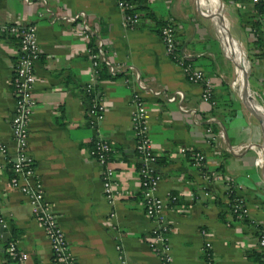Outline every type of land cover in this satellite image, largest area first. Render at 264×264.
Instances as JSON below:
<instances>
[{
	"label": "crops",
	"instance_id": "1",
	"mask_svg": "<svg viewBox=\"0 0 264 264\" xmlns=\"http://www.w3.org/2000/svg\"><path fill=\"white\" fill-rule=\"evenodd\" d=\"M135 4L139 23L126 29L115 0H0V22L36 27L40 52L28 150L69 250L79 264H158L147 245L155 223L144 212L138 176L142 160L134 149L130 121L131 99L137 91L148 110L152 148L163 160L154 166L160 176L156 195L165 202L172 264H261L248 252H261L256 235L264 226V179L253 148H241L243 143L263 139L261 125L235 119L222 47L234 63L233 88L238 97L243 93L233 57L240 54L229 46L230 39L245 47L252 60L250 83L264 107V0H135ZM218 5L235 30L232 38L226 20L218 15ZM213 7L220 29L229 37L225 45L214 24ZM168 21L175 26L179 51L212 84L215 105L202 100V85L188 82L165 53L158 30ZM18 43L17 36L0 34V143L10 157L16 149L10 75ZM99 50L102 56L96 67L89 52ZM248 71L245 61L242 75ZM88 83L93 97L106 108L101 121L88 113ZM219 132L223 137L217 136ZM97 137L112 147L114 181L128 191L111 203L102 191L101 167L90 154ZM181 147L202 152L207 172L217 171L236 182L237 197L249 207L246 221L230 214L220 217L227 202L224 181L211 179L206 183L209 192L204 191L202 173L181 154ZM0 163L4 220L0 264L9 240L28 254L27 264H54L49 241L32 216L28 199L10 184V163L1 155ZM220 167L222 172L217 170ZM172 191L180 204H171ZM117 242L125 262L118 256Z\"/></svg>",
	"mask_w": 264,
	"mask_h": 264
},
{
	"label": "built area",
	"instance_id": "2",
	"mask_svg": "<svg viewBox=\"0 0 264 264\" xmlns=\"http://www.w3.org/2000/svg\"><path fill=\"white\" fill-rule=\"evenodd\" d=\"M257 2L258 0H253ZM123 13V24L126 29L135 28L140 20L139 12L136 10L135 0H115ZM86 30L89 29L85 25ZM15 35L19 39V48L17 56L12 63L10 75V85L12 87V96L14 98V114L11 118V130L16 149L13 157L8 154L6 145L0 143V155L10 163L11 177L10 184L19 189L26 196L31 205V212L34 219L42 226L46 238L51 248L52 262L54 264H79L76 258L69 250L67 239L61 228L58 217L53 210L52 204L46 199L42 183L36 179L35 162L28 150L29 124L32 118L33 110L36 105V99L33 94V88L36 83L35 63L40 49L37 40L36 27L32 24L21 22H0V34ZM89 34H85L88 37ZM158 35L163 42L165 53L172 62L180 67L185 79L193 84H201V98L211 105H215L213 99V87L210 81L204 76L201 69L195 67L177 47L176 29L171 21L161 25ZM94 66H98L101 59V51L89 52ZM139 86L144 84L139 81ZM86 93L93 94L91 83L85 87ZM132 104L134 109L131 114V129L135 137V152L142 161L138 167L139 185L142 199L144 202L145 214L155 223L151 229V236L147 241L150 250L156 255L158 264H172L173 257L171 252V243L169 238L170 227L165 213L164 200L156 195V190L160 182V176L154 169L157 155L155 154L149 136L148 110L140 93L133 92ZM106 110L104 104L95 97H91L88 105L89 115L101 121ZM207 132L213 138L211 129ZM217 136L223 137L221 132ZM186 148L181 147L180 152L185 156ZM112 147L109 142L102 138H95L90 148L92 158L101 167V184L104 197L111 203L115 197L125 194L128 191L120 189L114 181L115 169L112 165ZM194 165L201 173L206 169V157L196 151L192 155ZM3 166L0 163V168ZM201 184L204 191L209 192L206 183L211 179H220L224 181L226 195L233 193V198L228 199L230 208L236 220L247 217L249 207L246 202L237 197V184L231 178H222L217 171H208L202 173ZM169 196V194H168ZM174 199V197H173ZM4 220L0 218V224ZM256 243L263 253L264 264V226L259 229L256 235ZM209 245V244H207ZM118 256L122 262H125L122 248L119 242L115 245ZM5 252L13 259L14 264H27L28 254L22 251L15 240H9L5 247Z\"/></svg>",
	"mask_w": 264,
	"mask_h": 264
},
{
	"label": "rangeland",
	"instance_id": "3",
	"mask_svg": "<svg viewBox=\"0 0 264 264\" xmlns=\"http://www.w3.org/2000/svg\"><path fill=\"white\" fill-rule=\"evenodd\" d=\"M203 10V9H202ZM220 11H221V8H220ZM222 16L224 17V19L226 20V22H227V24H228V35L231 37V32L232 33H234L235 32V30H234V28H231L230 29V24H229V21H228V19H227V17L225 18V16H224V13H223V11H222ZM220 37V36H219ZM219 37H218V34H217V39H218V41L220 42V40H219ZM221 38V37H220ZM232 38V37H231ZM238 43L240 44V45H238ZM238 43H235L232 39H230V43H229V46L232 48V49H234V50H239L240 48H242V50H243V52H244V55H245V58H246V60L248 61V65H249V76L251 75V71H252V60L250 59V57H249V54H248V52H247V50L245 49V47H243V45L240 43V42H238ZM232 44H234V45H236L237 47H239V48H236L235 49V47H233V45ZM223 53V52H222ZM241 55V54H240ZM239 55V56H240ZM223 58H224V63H225V71L227 72V79H228V81H229V85L227 84V86L229 87V88H231V94H232V100L231 101H233V105H234V107H235V112H236V114L234 115L235 116V119L237 118V120L238 121H240V120H242V119H244V118H246L247 120H251L252 122H258V119L255 117V116H253L252 114H251V112L249 111V109H248V107L239 99V97H238V95H237V93H236V91H235V89L233 88V81H234V78H235V67H234V63L231 61V60H229V59H227L226 57H225V55H224V53H223ZM229 75V76H228ZM249 76H248V85H247V87L245 86V85H243V87L241 86L242 84H243V79H244V76L242 75V77L241 78H239L238 79V83H239V89L241 90V89H243V90H245V88H248V90H249V93H250V95L252 96V98L254 97V99H255V101L263 108V110H264V107L262 106V104H261V101H260V99H259V97H258V94L256 93V91L253 89V86H252V83H250V78H249ZM241 86V87H240ZM242 93H243V95H241L242 96V98H245L246 99V101H249L248 99H247V97L245 96V94H244V92L242 91ZM238 109H241L242 111H240V110H238ZM237 110V111H236ZM262 140L263 139H259L258 141H256L255 143H247V144H245V143H243L242 144V146H241V148H244V149H250V148H253V150H254V152H255V157H254V160H255V163H256V166L258 167V169H260L261 170V174H262V165L258 162L259 161V155H258V152H257V147H259L261 144H262ZM247 146V147H246Z\"/></svg>",
	"mask_w": 264,
	"mask_h": 264
},
{
	"label": "trees",
	"instance_id": "4",
	"mask_svg": "<svg viewBox=\"0 0 264 264\" xmlns=\"http://www.w3.org/2000/svg\"><path fill=\"white\" fill-rule=\"evenodd\" d=\"M257 9L261 11L262 10V6L261 5H258L257 6ZM91 97H93V94L86 93V99L87 100L90 101L91 100ZM194 152H196V150H189V149H187L186 150V153H185V157H187L191 163L193 161L192 155L194 154ZM162 161L163 160L160 159V157L157 156V158H156V164H159ZM140 165L141 164H139V166ZM217 170H219L220 172H222L221 171V167L220 168H217ZM202 173L203 174H206L207 173V170L205 168H203L202 169ZM226 196H227L228 199H231V198H233V193L230 192ZM173 197H174V199H173ZM168 199L171 201V204H174V205L180 204L179 197L177 196L176 192H174V191H172V192L169 193ZM226 214H230V216L235 219V216H234V214H233V212H232V210L230 208V204L228 202H226V205L224 207V210L221 212L220 217L224 218ZM239 220L246 221L247 220V217L240 218ZM248 257H253V258L257 259L259 261V263L263 264V253L262 252L250 251V252H248ZM4 264H14V259L8 253H6V252L4 254Z\"/></svg>",
	"mask_w": 264,
	"mask_h": 264
},
{
	"label": "bare ground",
	"instance_id": "5",
	"mask_svg": "<svg viewBox=\"0 0 264 264\" xmlns=\"http://www.w3.org/2000/svg\"><path fill=\"white\" fill-rule=\"evenodd\" d=\"M218 8H219V10H220V7H219V5H218ZM213 15H214V20H215V22H214V24H215V26L216 27H218L217 28V30L219 31V33L221 34L220 35V40H221V42L225 45L226 43H229V37L225 34V33H223L222 32V30L220 29V27H219V25H218V22L216 21V18H217V11H216V8L215 7H213ZM237 51L239 52V54H241L240 56H235V57H233V61L237 64V71H238V79L239 78H241L242 77V67H243V64H244V62L245 61H247L246 60V58H245V55H244V52H243V50L242 49H237ZM248 62V61H247ZM248 73V72H247ZM243 85H246V84H244V79H243V84L241 85L242 87H243ZM240 86V87H241ZM243 92H244V94H245V96L247 97V99L249 100V101H246V99L245 98H242V96L239 94V97H240V99L243 101V103L244 102H247L248 104H247V106H254V107H256L257 108V110L258 111H261L262 109H261V107H260V105H258V103L255 101V99H254V97L252 98V96L250 95V93H249V90H248V88H245V90H243V89H241ZM245 104V103H244ZM246 105V104H245ZM260 153H261V155H262V157H263V150H262V148H260Z\"/></svg>",
	"mask_w": 264,
	"mask_h": 264
},
{
	"label": "water",
	"instance_id": "6",
	"mask_svg": "<svg viewBox=\"0 0 264 264\" xmlns=\"http://www.w3.org/2000/svg\"><path fill=\"white\" fill-rule=\"evenodd\" d=\"M219 16H220V18H224L223 16H222V12L219 10V14H218ZM228 32V31H227ZM222 51H223V53H224V49H223V47H222ZM248 76H249V71H248V73H245L244 74V84H246L245 86L247 87V85H248ZM245 104H246V106H247V102H244ZM259 105V104H258ZM248 107V109H249V111L251 112V114L253 115V116H255L257 119H258V121L260 122V125H261V131H262V137H263V140H262V144L259 146V147H261L262 148V150H263V164H262V174H263V179H264V110H263V108L261 107V111H258L257 110V108L256 107H254V106H247Z\"/></svg>",
	"mask_w": 264,
	"mask_h": 264
}]
</instances>
